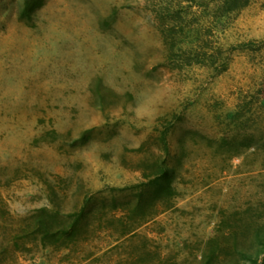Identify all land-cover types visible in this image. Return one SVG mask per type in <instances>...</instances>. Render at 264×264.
Masks as SVG:
<instances>
[{"label": "rangeland", "instance_id": "374dc122", "mask_svg": "<svg viewBox=\"0 0 264 264\" xmlns=\"http://www.w3.org/2000/svg\"><path fill=\"white\" fill-rule=\"evenodd\" d=\"M181 7L0 0V264H264V0ZM161 162L174 194L147 196ZM41 209L74 238L40 244Z\"/></svg>", "mask_w": 264, "mask_h": 264}, {"label": "trees", "instance_id": "16d2710c", "mask_svg": "<svg viewBox=\"0 0 264 264\" xmlns=\"http://www.w3.org/2000/svg\"><path fill=\"white\" fill-rule=\"evenodd\" d=\"M177 16H180L185 4V9H189L193 16H202L210 21H222L229 15L238 12L250 5L252 0H175ZM197 22V21H196ZM210 24V23H209ZM212 25V24H210ZM208 38L213 34L212 28L208 27L206 31ZM194 39L189 42L187 47L180 48L178 51L185 58L186 65H208L214 66L219 72L225 71L227 61L222 60L216 63L215 54L221 53V48H211L206 39ZM171 169L167 167L165 162H161L159 166L158 176L150 183L153 189H149L148 195L156 194L160 197H169L174 194L171 186ZM151 191V192H150ZM144 192V191H143ZM146 192V191H145ZM150 192V193H149ZM143 198V194H140ZM141 202V201H140ZM81 209L80 213H82ZM77 215V214H76ZM75 216V213H74ZM79 219L71 220L68 223L59 219V214L54 211L41 209L30 218V232L36 237V240L42 245L59 244L64 240H72L79 228ZM66 246V245H65Z\"/></svg>", "mask_w": 264, "mask_h": 264}]
</instances>
